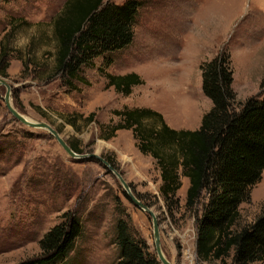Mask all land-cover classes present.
Instances as JSON below:
<instances>
[{
	"label": "rangeland",
	"instance_id": "rangeland-1",
	"mask_svg": "<svg viewBox=\"0 0 264 264\" xmlns=\"http://www.w3.org/2000/svg\"><path fill=\"white\" fill-rule=\"evenodd\" d=\"M65 2L0 0V52L7 54L0 62L7 76H0L12 87L14 108L30 120L48 122L78 154L102 156L115 171L95 157H72L49 130L21 123L4 100L7 86L0 85V264L40 259L42 237L70 221V215L76 216L81 233L55 264H117L120 221L163 264L151 216L128 198L116 171L158 216L162 250L172 264H233V251L225 262L199 259L202 206L186 207L189 187L183 185L186 179L190 185L189 178L181 175L178 202L170 205L161 194L158 161L139 150L133 131L118 130L106 139L110 130L102 133L101 126L119 122L114 110L128 105L160 112L174 129H198L213 105L202 88L200 64L222 51L232 55L235 110L264 96V0H143L133 42L115 52L107 68L143 77L145 83L135 85L128 96L107 86L97 70L101 57L93 67H84L89 83L76 81V89L55 73L51 22ZM92 112L94 119L87 121ZM263 210L264 173L252 186L250 201L240 205L234 228L252 223Z\"/></svg>",
	"mask_w": 264,
	"mask_h": 264
},
{
	"label": "trees",
	"instance_id": "trees-1",
	"mask_svg": "<svg viewBox=\"0 0 264 264\" xmlns=\"http://www.w3.org/2000/svg\"><path fill=\"white\" fill-rule=\"evenodd\" d=\"M142 3L143 0H66L51 22L56 42L55 73L63 74L64 85L76 89V81L88 84L83 69L93 67L99 57L104 62L97 70L107 79V86L117 92L128 96L135 85L145 83L137 72L107 71L114 62L113 54L133 42ZM6 56L1 51L0 62ZM200 70L203 91L213 105L203 115L198 129H174L150 107L125 105L114 110L120 121L104 124L101 130H110L106 139L118 130L133 131L139 150L158 161L163 180L161 194L170 205L178 202L181 175L189 178L186 207L190 210L202 206L197 217L200 260L225 262L233 251V264H264V210L252 223L239 230L234 228L241 217L240 205L250 201L252 186L264 173V96L252 97L241 111L235 110L237 94L229 51L202 61ZM0 73L7 76L1 67ZM94 117L92 112L85 119L92 121ZM70 218L42 237L40 259L21 264H55L64 258L81 233L76 216ZM117 228L121 250L117 264H159L144 240L132 235L126 222L120 221Z\"/></svg>",
	"mask_w": 264,
	"mask_h": 264
},
{
	"label": "water",
	"instance_id": "water-1",
	"mask_svg": "<svg viewBox=\"0 0 264 264\" xmlns=\"http://www.w3.org/2000/svg\"><path fill=\"white\" fill-rule=\"evenodd\" d=\"M0 85H6L7 86V93L4 97V100L7 104L8 109L12 113V115L19 120L21 123L35 127V128H44L49 130L54 137L57 139V141L60 143V145L72 156L77 158H86V157H95L101 162H103L106 166H108L109 170L115 171V168L110 165V163L102 156H99L97 154H90V155H80L76 151L73 150V148L70 146V144L60 135V133L48 122L45 121H33L27 118L25 115H23L21 112H19L14 106L12 105V87L8 83V81L0 76ZM116 175L118 176V179L120 180L121 184L124 186L125 191L128 195V198L139 208L145 210L152 218L153 220V226H154V236H155V245H156V252L158 255L159 260L163 264H172L170 260H168L162 250L161 246V233H160V222L159 218L156 215V213L148 206L146 205L138 196L132 191L129 183L124 178V176L116 171Z\"/></svg>",
	"mask_w": 264,
	"mask_h": 264
},
{
	"label": "crops",
	"instance_id": "crops-1",
	"mask_svg": "<svg viewBox=\"0 0 264 264\" xmlns=\"http://www.w3.org/2000/svg\"><path fill=\"white\" fill-rule=\"evenodd\" d=\"M186 182H184V185H183V189H187L189 187V182H187L188 180H184Z\"/></svg>",
	"mask_w": 264,
	"mask_h": 264
},
{
	"label": "bare ground",
	"instance_id": "bare-ground-1",
	"mask_svg": "<svg viewBox=\"0 0 264 264\" xmlns=\"http://www.w3.org/2000/svg\"><path fill=\"white\" fill-rule=\"evenodd\" d=\"M189 124H190V123H189ZM181 125H183V123H182Z\"/></svg>",
	"mask_w": 264,
	"mask_h": 264
}]
</instances>
